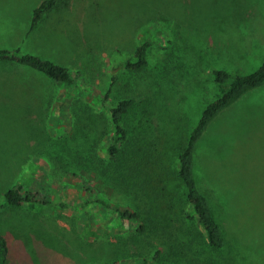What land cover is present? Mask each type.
<instances>
[{"label": "rangeland", "instance_id": "rangeland-1", "mask_svg": "<svg viewBox=\"0 0 264 264\" xmlns=\"http://www.w3.org/2000/svg\"><path fill=\"white\" fill-rule=\"evenodd\" d=\"M42 1L0 0V49L64 66L76 86L0 62V233L9 264H138L157 251V264H206L166 240L178 234L174 224L156 240L95 201L133 207L135 192L118 191L87 163L91 173L55 156L66 151L67 138L73 145L85 140V149L95 145L106 158L113 130L104 107L124 97L152 100L153 127H169L183 141L223 93L214 71L243 76L261 66L264 0H67L30 31ZM145 41L152 43L148 64L120 71L103 102L112 66ZM87 173L96 184L84 181ZM196 175L225 231L223 264H264V86L210 124L198 144ZM168 184L181 200L183 188ZM16 186L45 203L6 205L5 192Z\"/></svg>", "mask_w": 264, "mask_h": 264}, {"label": "trees", "instance_id": "trees-1", "mask_svg": "<svg viewBox=\"0 0 264 264\" xmlns=\"http://www.w3.org/2000/svg\"><path fill=\"white\" fill-rule=\"evenodd\" d=\"M66 1L43 0L33 11L30 31ZM151 45L149 41L142 42L128 59L112 66L111 82L103 102L111 97L113 89L117 86V75L120 71H139L148 64ZM0 62L26 66L68 88L76 86L72 73L66 67L24 54L19 49H0ZM213 74L214 81L225 87L223 93L205 107L198 122L183 141L179 142L175 133L166 130H170L169 127H153L151 117L156 111L152 100L139 101L124 97L104 107L113 130L111 143L106 149V158L99 156L95 145L85 149V140L82 145H73L75 141L67 138L66 151H60V155L55 157L68 167H78L88 173L96 171L99 177L114 182L118 191L135 192L138 204L133 207L110 205L104 199L95 201L101 208L111 209L122 222L134 228L136 233L141 235L149 230L155 236L154 239L161 240L167 229L174 224L178 234L174 235L168 231L170 235L166 237L167 241L176 240L180 246L188 248L197 260L206 261V264H223L222 256L218 254H225L229 246L211 198L200 187L197 179L196 152L210 124L224 110L244 95L264 86V60L256 71L248 75H231L224 70L214 71ZM158 113L156 114L162 121V116ZM86 163L92 171H89ZM88 173L84 176V181L93 183ZM174 181L177 182L178 188H183L181 200L177 190L168 188V183ZM101 191L105 192L103 187ZM4 197L6 205L11 207L45 203L40 195L27 193L22 186L7 190ZM180 207L184 211H181ZM8 253L7 242L0 233V264H9ZM180 255L184 256L182 253ZM160 256L161 253L157 251L151 257L140 259L138 264H157Z\"/></svg>", "mask_w": 264, "mask_h": 264}]
</instances>
